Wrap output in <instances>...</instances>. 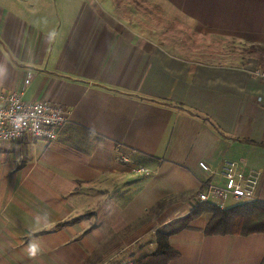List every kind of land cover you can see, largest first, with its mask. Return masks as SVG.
Here are the masks:
<instances>
[{"label": "crops", "instance_id": "obj_1", "mask_svg": "<svg viewBox=\"0 0 264 264\" xmlns=\"http://www.w3.org/2000/svg\"><path fill=\"white\" fill-rule=\"evenodd\" d=\"M147 1L140 27L117 0H0V96L68 115L52 143L0 144V171L15 170L0 184V264L134 263L157 229L196 207L200 185L215 182L200 163L218 172L244 162L264 203L260 61L201 64L171 51L166 36L168 15L198 37L264 51V1ZM207 222L169 240L179 255L170 264H263L264 235L206 237Z\"/></svg>", "mask_w": 264, "mask_h": 264}, {"label": "built area", "instance_id": "obj_2", "mask_svg": "<svg viewBox=\"0 0 264 264\" xmlns=\"http://www.w3.org/2000/svg\"><path fill=\"white\" fill-rule=\"evenodd\" d=\"M253 76L264 83V69L258 68L253 72ZM30 77L31 74H27L25 86L29 84ZM67 123V112L60 105L45 102L26 103L15 92L0 96V144L16 143L25 138L52 143L57 140ZM118 162L124 166H132L128 157H119ZM198 167L215 182L200 185L193 200L195 206L212 205L223 210L229 201L235 204L256 201L258 180L246 171L244 162L226 161L218 172L203 163ZM133 171L139 177L149 175L142 167H135Z\"/></svg>", "mask_w": 264, "mask_h": 264}, {"label": "trees", "instance_id": "obj_3", "mask_svg": "<svg viewBox=\"0 0 264 264\" xmlns=\"http://www.w3.org/2000/svg\"><path fill=\"white\" fill-rule=\"evenodd\" d=\"M254 50L256 49H251L249 53H253ZM257 51L264 53L263 50L257 49ZM204 217L208 218L203 232L206 237L246 238L264 235V203L262 202L243 203L223 210L212 205H199L186 217L157 229L154 234V248L132 264H170L179 259V255L171 249L169 240L180 232L189 230L190 223ZM81 219V217L77 218L71 223H78Z\"/></svg>", "mask_w": 264, "mask_h": 264}, {"label": "rangeland", "instance_id": "obj_4", "mask_svg": "<svg viewBox=\"0 0 264 264\" xmlns=\"http://www.w3.org/2000/svg\"><path fill=\"white\" fill-rule=\"evenodd\" d=\"M142 1L143 0H117L120 4L121 16L128 17L130 13V15L133 16L130 17V19L134 20V22L140 27H143L142 25L146 24V19L144 17L145 14L143 12L148 7L147 4L149 2H153ZM147 10L151 9L147 8ZM166 19V22L168 23V32L166 33V36L169 49L174 53L182 54L186 59L197 61L198 63L205 65L236 68L243 65V62L249 58L250 55L253 56L254 59H258L260 61L259 68L264 66V53H261L260 51L254 50V52L250 54L249 52L251 49H244L231 42L213 40L204 36L198 37L193 33L189 23L183 21L182 24H174V22H172L174 18L168 15ZM149 21L157 27L162 26L164 28V24H155V18H153V20L149 19ZM164 34L162 33L161 36L163 39L165 36ZM177 42H182L179 48H176L177 46H175ZM14 171L15 170L7 171L6 173L0 171V184L11 183L10 180H14ZM137 177L141 179L143 178L139 176ZM227 204V207L232 205L231 203ZM9 244H12V242H9Z\"/></svg>", "mask_w": 264, "mask_h": 264}, {"label": "clouds", "instance_id": "obj_5", "mask_svg": "<svg viewBox=\"0 0 264 264\" xmlns=\"http://www.w3.org/2000/svg\"><path fill=\"white\" fill-rule=\"evenodd\" d=\"M28 251H29V254L31 256H35L37 254V247H36V245H34V244L33 245H30Z\"/></svg>", "mask_w": 264, "mask_h": 264}]
</instances>
